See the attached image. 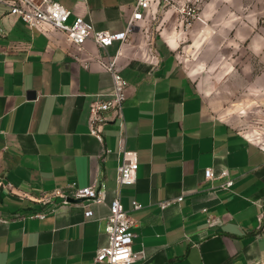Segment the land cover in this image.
<instances>
[{
    "label": "crops",
    "instance_id": "1",
    "mask_svg": "<svg viewBox=\"0 0 264 264\" xmlns=\"http://www.w3.org/2000/svg\"><path fill=\"white\" fill-rule=\"evenodd\" d=\"M54 1L70 23L83 17L114 34L126 31L137 2ZM0 30V264H107L94 258L109 240L121 149L139 163L121 194L136 223L133 264H264V147L216 114L170 37L137 22L126 43L80 49L59 31L28 27L2 2ZM106 55L128 85L124 123L110 115L100 142L90 108L113 90L99 62ZM94 184L105 186V203L73 198ZM57 188L70 203L40 201Z\"/></svg>",
    "mask_w": 264,
    "mask_h": 264
},
{
    "label": "rangeland",
    "instance_id": "2",
    "mask_svg": "<svg viewBox=\"0 0 264 264\" xmlns=\"http://www.w3.org/2000/svg\"><path fill=\"white\" fill-rule=\"evenodd\" d=\"M141 23L175 42L216 114L264 147V0H155Z\"/></svg>",
    "mask_w": 264,
    "mask_h": 264
},
{
    "label": "built area",
    "instance_id": "3",
    "mask_svg": "<svg viewBox=\"0 0 264 264\" xmlns=\"http://www.w3.org/2000/svg\"><path fill=\"white\" fill-rule=\"evenodd\" d=\"M9 7V14L18 16L28 27L45 30L54 29L63 33L67 40L78 48H82L88 40H93L99 47L106 49L116 41L126 43L128 36L132 34L137 22H141L142 14L151 11L155 0H137L132 17L126 31L110 33L97 30L93 23L83 17H76L70 23L71 11L54 0H0ZM1 32V30H0ZM101 67L112 76L113 90L107 97L98 96L90 108V133L103 142L102 127L108 123L109 116L115 115L124 123V103L126 101L127 81L120 72L116 57L108 55L99 60ZM121 162L118 167L117 186L114 199L109 205L106 233L108 244L97 250L96 263L107 264H133L139 258L133 253V243L136 237L133 228L136 223L131 215L124 210L121 202L122 190L126 186L135 185L138 180V157L134 151L121 149ZM227 175V173H225ZM207 179L214 178L212 169H206ZM234 181L229 179L222 187L229 189ZM72 188V186H71ZM75 199H88L91 202L103 204L106 200L105 186L91 185L85 188L73 189ZM51 198H61L64 203L71 202V196L63 189L57 188L40 201L49 202ZM182 198L178 199L181 201ZM134 209L142 208V205L134 201ZM85 209V217L93 216V211L88 204H80ZM166 204H164L165 206ZM44 217V215H38Z\"/></svg>",
    "mask_w": 264,
    "mask_h": 264
},
{
    "label": "water",
    "instance_id": "4",
    "mask_svg": "<svg viewBox=\"0 0 264 264\" xmlns=\"http://www.w3.org/2000/svg\"><path fill=\"white\" fill-rule=\"evenodd\" d=\"M73 202V201H72Z\"/></svg>",
    "mask_w": 264,
    "mask_h": 264
}]
</instances>
